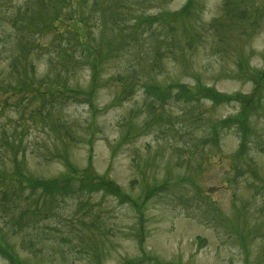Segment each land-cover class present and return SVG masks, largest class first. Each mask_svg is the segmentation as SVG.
<instances>
[{
    "label": "rangeland",
    "instance_id": "1",
    "mask_svg": "<svg viewBox=\"0 0 264 264\" xmlns=\"http://www.w3.org/2000/svg\"><path fill=\"white\" fill-rule=\"evenodd\" d=\"M95 1L128 8L124 33L110 35L111 25L102 31L101 22L91 29L93 45L111 37L120 52L104 66L105 86L95 90L93 108L79 98L57 104L58 116L53 114L45 129L42 114L25 94L13 91L21 76L14 74L12 57L18 67H32L39 76L59 73L68 87L85 89L92 72L83 46L65 33L62 41L72 57L61 67L60 39L36 30L38 19L50 11L41 5L49 0H0V178H5L0 244L28 264H264V108L254 117L255 141L242 156L234 128L219 132L215 143L205 140L209 121L235 115L238 104L170 102L155 114L157 125L141 133L140 91L112 107L116 89L106 85L122 64L137 59L140 74L154 73L160 84L200 81L226 94L249 93L252 71L264 68V0H195L187 16L165 24L156 20L150 29L135 18L169 15L186 0H86L82 6L77 0L70 12L87 13ZM165 38L173 44L162 43ZM35 39L38 48L30 45ZM153 57L160 67L150 70L147 58ZM128 115L134 135L120 143ZM55 125L61 134L54 133ZM89 155L93 169L119 185L128 199L101 189L43 196L40 189L18 191L10 177L17 165L28 177H59L66 171L62 157L81 169ZM0 264L10 263L0 256Z\"/></svg>",
    "mask_w": 264,
    "mask_h": 264
},
{
    "label": "trees",
    "instance_id": "2",
    "mask_svg": "<svg viewBox=\"0 0 264 264\" xmlns=\"http://www.w3.org/2000/svg\"><path fill=\"white\" fill-rule=\"evenodd\" d=\"M75 1L77 0H70L69 3L66 4L67 1L65 0H49V5L46 2H43L41 8L45 11L50 9V11L45 12V14L43 13L38 19L36 30L38 35H47L48 33H51L54 38L60 39L58 40L60 41L59 50L56 51V54L57 60H60L62 63L61 67H63L64 63L68 62L67 60L72 57L69 50L66 49L68 42L63 43L62 41L64 40V37L66 38V35L64 34L68 33L69 35H74L77 43L80 46H83L82 52L85 54L83 58L85 65L88 66L92 72L90 85L87 88L68 87L66 82H62L58 79L59 73L53 74V76H49L48 74L47 76H39L32 67L29 71L27 67L25 69L24 66L18 67L15 64V61L17 60L16 57L12 58L14 74L18 73L21 76L20 80H17L18 89L13 88V91H15L16 95L25 94V99L28 98L29 104L34 107V111L38 115L42 114L41 117H43V126L45 129L47 127V121L51 119V116L53 114L58 116V111H55L57 104H62L64 101H70L72 98H79L87 103L90 106V109H92L94 105L95 90L99 87L101 88L105 86V83H101L100 80L103 75L104 66L110 58L115 57L116 53L120 51L118 49L115 51V48L111 43V37L108 43L107 41L105 43L103 39L99 45L92 44L94 33H91V29L95 28L94 24L101 22L102 31L106 29L108 24H110V35H112L115 30L117 31L116 34H121L125 31L123 17L124 11H127L128 8L123 6L122 3L120 5L121 7L118 4L112 5L110 2L105 6L103 2L98 3L95 1L87 13L81 11L77 14L70 12L72 11L73 2ZM78 1H80L79 4H81V6L86 2V0ZM194 1L195 0H186L185 6L180 10L172 12L169 15H160L157 19L137 16L135 22L144 23L146 24V27L150 29L152 22H156V20L165 24V22L170 21V19L174 20L183 18L189 14V10ZM109 10H112L113 12L111 17L106 19V13H108ZM37 41L38 40L35 39L34 43H30V45L38 48ZM163 42L170 45L171 41L165 38L162 40V43ZM173 42L174 40L171 43L173 44ZM21 43L19 46H21ZM130 49L133 50L134 47ZM156 53L159 54V46L156 48ZM155 59V57H153L152 60L147 58V65L150 67V70L160 67L158 61ZM25 60L26 56L24 57V61ZM137 65L140 66L139 72L135 69ZM66 67L67 66L64 67V70ZM32 69L34 73L30 78L29 72L32 71ZM121 70L122 71L115 77H110L106 81V85L114 84V88L116 89L109 104L112 107L120 106L123 103L132 100L136 92L140 91L142 99L136 114L137 117L143 116V124L140 127H137L139 132H146V128L150 124H155L156 126L157 122L155 114L160 112L159 110L161 109L163 112L170 102L199 104L206 100L214 107L230 103H236L239 106V110L235 115L209 121L208 135L205 138L206 143L208 140L215 143L219 132L221 133L223 130L234 128L237 131L238 136H240L237 149L238 153L245 156L248 150V145L255 141L256 130L254 117L262 110V108H264V101H262L264 97V68L262 70L252 71V74L248 78L249 82L252 83V89L249 93L235 92L231 94L219 92L215 87L203 85L200 81L195 82L193 85L181 82L160 84L156 80V74H140L142 65L137 59H131L127 65L122 64ZM22 75L24 77H22ZM6 94L7 91H5V95ZM5 98L7 97L5 96ZM44 111L45 113L43 114ZM31 112L33 111L31 110L30 113ZM158 119L161 120L160 114L158 115ZM122 122L127 130V134L121 136L120 143H125L134 135L135 127L133 126V116L128 115L122 119ZM52 128L55 134H61L59 131V125L52 126ZM63 129L65 134V129L67 130V127H64ZM61 162L64 164L66 171L59 177L51 179H36L28 177L21 173L19 170L21 167L19 165L15 166L14 173L10 175V177H13L18 183V191H22L24 188L31 189L30 191L40 189L43 196H49L48 194L52 193L61 196H73L77 191L86 190L91 193L94 190L101 189L108 195L110 194L119 197L121 201H125L126 198L128 199V195L125 194L119 185L95 172L90 155L87 158V165L81 169L70 163L67 160V156L62 157ZM3 180L5 181V178L1 177L0 184H3ZM164 184L165 183L159 185L160 190L167 185ZM2 196L1 199L5 200L6 192H3ZM130 202L136 207L134 202ZM13 221L14 224H17V219H14ZM140 226L142 229L141 224ZM138 241L139 248L142 249L143 240L138 239ZM95 253L97 252L92 253L93 257ZM0 255L11 264H28L20 259L18 254H16L13 251V248L8 244H0ZM127 263L131 264L129 262ZM154 264L161 263L155 262Z\"/></svg>",
    "mask_w": 264,
    "mask_h": 264
}]
</instances>
